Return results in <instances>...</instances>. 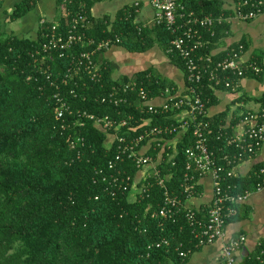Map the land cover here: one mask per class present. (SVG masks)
Returning a JSON list of instances; mask_svg holds the SVG:
<instances>
[{
	"label": "trees",
	"instance_id": "trees-1",
	"mask_svg": "<svg viewBox=\"0 0 264 264\" xmlns=\"http://www.w3.org/2000/svg\"><path fill=\"white\" fill-rule=\"evenodd\" d=\"M97 1L72 0L69 4L66 0H56L59 13L56 22L60 29L69 25L67 12L79 10L89 17L85 31L88 37L102 40L119 36L121 42L117 46L135 53H143L158 43L167 53L172 35L164 27L150 29L135 25L132 7L113 22L107 18L94 20L89 10ZM36 2L20 0L9 15L10 21L23 17ZM182 3L186 11L198 17L231 12L222 8L220 0H182ZM49 26L47 22L39 28L36 40L0 31V264H186L190 255L203 247L198 244L195 228L187 222L182 208L187 200L182 180L185 151L193 143L191 132L177 140L174 151H162L154 142L150 144L145 154L156 163L155 169L139 182V192L131 199V190L119 189L109 176L129 177L133 186L143 168L125 156L109 170L107 164L114 159L117 141L109 145L107 135L117 132L129 140L146 128L144 122L148 119L151 126H165L172 121L140 107L134 92H127L125 97L118 89L116 97H125L124 103H101V98L119 86L111 79V69L104 63L100 66L98 83L87 81L83 86L72 81L66 86L60 85L61 92L72 110L108 116L115 122L125 119L126 127L116 132L103 131L89 121L75 126L67 116L65 128L61 130V122L55 120L53 113L54 89L40 71L43 69L51 73L53 80H59L67 60L54 55L53 61L46 58L40 62L42 52L32 55L40 48L42 32ZM214 30L213 37L204 34L209 41L208 50L226 36L228 26L222 24ZM152 34L157 40L154 41ZM223 53L214 59H221ZM168 56L183 70L177 55ZM254 57L251 62L262 67V55ZM135 78L143 83L149 99L158 96L165 86L172 87L165 80L150 77L147 71ZM196 88L206 109L216 103L213 89L205 79ZM70 90L75 95H68ZM223 118L224 115L208 118L207 145L216 157L232 156L236 152L235 148L226 147L224 138L217 137L221 132L231 134V128L236 125L234 122L226 125ZM128 127L136 129L127 133ZM77 138L83 139L79 152L70 147V141ZM145 144L146 141L141 143ZM260 167L264 165L257 166L256 170ZM160 181L163 185H159ZM229 182L236 185V192H242L253 185L254 179L253 176L234 178ZM196 190L195 185L194 194ZM165 192L170 197L176 196L181 205L173 209L171 217L154 216L163 206ZM203 215L205 210L198 212L197 217ZM259 250L257 247L253 257L243 263H253Z\"/></svg>",
	"mask_w": 264,
	"mask_h": 264
},
{
	"label": "built area",
	"instance_id": "built-area-1",
	"mask_svg": "<svg viewBox=\"0 0 264 264\" xmlns=\"http://www.w3.org/2000/svg\"><path fill=\"white\" fill-rule=\"evenodd\" d=\"M69 4L72 0H66ZM153 9L152 26H162L172 35L167 50L168 54L177 55L183 63V73L185 77V89L178 93L174 87L165 86L160 94L149 99L148 93L142 82L136 78L128 81H119L118 88H113L107 97L101 98L100 102H111L114 105L124 103L127 92H134L140 101V107L146 108L147 112L153 115H164L171 120V124L165 126H151L150 120L144 122V128L138 136L129 140L124 135L117 134L116 131L126 127L127 121L122 119L115 122L108 116H98L81 110H72L68 104L67 97L61 92L60 85L66 86L70 82L74 85L86 82L98 83L101 79V64L97 59L111 47L117 46L121 39L119 36L102 40H95L85 33L89 23V17L83 11L72 13L69 25L66 29H60L56 21H51L47 30L42 32V43L40 48L32 55L44 54L41 61L46 58L53 61L54 55L59 59H66L65 71L59 80H53L51 73L41 70L40 74L45 75V80L54 89L51 93L53 101V113L55 120L61 122L60 129L65 128L67 116L70 117L75 126H83L85 121L91 122L94 126L103 131L113 130V140L117 141L116 153L113 160L107 164V168L112 170L117 162L122 161L126 156L131 159L137 167L144 168L150 165L152 158L142 153L145 145L156 144V147L175 150L177 140L190 131L193 139L192 145L186 149L185 174L182 180L183 193L187 199L194 196V186L197 183L196 176H209L212 181V199L205 209V215L197 217L198 211L182 206L185 210V218L191 227L195 228V236L198 244L206 246L221 240L224 237L226 224L236 217L238 208L242 205L253 191H261L264 187V167H260L253 173L254 183L249 189L236 192V185L229 180L236 177L235 167L242 161L256 155L264 143V105L256 110H246L238 118L237 124L231 128V134L221 132L218 138L225 140L226 147L235 148L236 152L232 156L227 154L216 157L208 148V134L210 133L207 109L200 98V93L196 86L204 79L213 90H229L236 92L239 81L247 75L259 76L262 67L256 62H244V46L237 44L226 49L223 57L215 60V54L208 50L209 41L204 38V34L213 37L216 26L226 24L229 26L232 20L251 21L264 13L263 0H239L235 2L229 15H204L196 16L193 12L186 11L182 0H150ZM73 3V2H72ZM139 2L135 0L132 4L134 13L139 9ZM248 8V9H247ZM48 21L41 18L39 26L42 28ZM43 30V29H42ZM78 47L85 48L79 50ZM36 61V60H35ZM29 80V77L27 78ZM120 89L125 97H116L117 90ZM68 95H75L70 90ZM157 98L159 104H152ZM237 126L241 127L239 132H235ZM142 127V126H140ZM135 127H128V131L134 132ZM173 136L172 139H167ZM146 141L145 145H141ZM78 146H83V139L77 138L70 141V147L77 150ZM77 152H79L77 150ZM172 157V156H171ZM99 173H102L100 171ZM111 183L123 191H130V178H118L110 175ZM163 185V181L159 182ZM163 206L154 216L171 217L174 215L173 209L180 206L179 199L170 197L165 192ZM245 243V236L238 235L230 238L223 244L221 249V264H246L236 259V253L241 250ZM259 253L254 262L250 264H264V240L258 244ZM185 256V255H183Z\"/></svg>",
	"mask_w": 264,
	"mask_h": 264
},
{
	"label": "crops",
	"instance_id": "crops-1",
	"mask_svg": "<svg viewBox=\"0 0 264 264\" xmlns=\"http://www.w3.org/2000/svg\"><path fill=\"white\" fill-rule=\"evenodd\" d=\"M20 0H0V31L18 38L36 40L39 32V21L41 18L48 22L56 21L59 13L56 8V0H37L35 7L20 19L10 21L14 5ZM135 0H99L89 10V16L96 19L107 18L113 22L120 13L132 7ZM139 2L138 12L135 14L133 23L137 26L152 28L153 9L150 0H137ZM225 10H231L235 4L233 0H220ZM152 38L157 40L155 34ZM242 44L244 54L242 60L250 62L255 55H262V72L259 76L247 75L239 81L236 92L229 90H213L216 103L207 108L209 118L224 115L226 125L231 122L237 124L241 113L246 110H256L264 105V13L256 19L243 22L232 20L228 26L227 34L219 40L212 48L216 57L231 46ZM100 64H106L111 69V79L119 82L125 78L131 79L140 72H149L154 76L165 80L180 94L185 89V77L181 67L174 65L172 59L159 46L158 43L143 53L130 52L121 46H113L97 59ZM168 86V85H167ZM155 98L152 104H159ZM235 132L241 130L237 126ZM110 143L113 135H107ZM149 145L142 148L146 153ZM155 162L139 171L134 179L130 197L134 199L139 192V182L151 174L155 169ZM264 165V143L256 155L240 162L234 170L237 178L244 179L253 176L257 166ZM252 187V186H251ZM196 194L185 201V206L202 212L212 199V181L209 176L199 177L196 183ZM238 235L245 236V243L241 250L236 253V259L244 262L246 258L253 257L258 244L264 240V187L261 191H253L247 200L239 206L235 218L230 220L224 228V237L213 244L201 247L192 253L186 264H221V249L230 238Z\"/></svg>",
	"mask_w": 264,
	"mask_h": 264
},
{
	"label": "rangeland",
	"instance_id": "rangeland-1",
	"mask_svg": "<svg viewBox=\"0 0 264 264\" xmlns=\"http://www.w3.org/2000/svg\"><path fill=\"white\" fill-rule=\"evenodd\" d=\"M108 142H110L111 140L110 139H107Z\"/></svg>",
	"mask_w": 264,
	"mask_h": 264
}]
</instances>
